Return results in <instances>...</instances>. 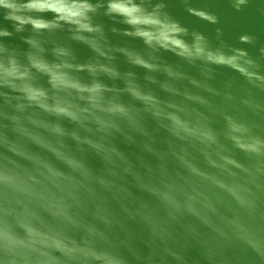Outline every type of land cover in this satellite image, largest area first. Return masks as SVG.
<instances>
[{
    "label": "water",
    "instance_id": "1",
    "mask_svg": "<svg viewBox=\"0 0 264 264\" xmlns=\"http://www.w3.org/2000/svg\"><path fill=\"white\" fill-rule=\"evenodd\" d=\"M136 2L148 11L163 5L162 13L188 30L189 43L199 33L213 49L242 50L239 62L249 75L153 53L140 39L123 36L127 26L103 7L94 17L103 32L84 34V43L67 30L35 34L28 27L17 34L0 9V29L13 31L0 41L21 59L28 49L22 38L34 36L48 53L71 49L73 64L91 69V75L73 73L85 82L99 75L93 65L107 66L105 72L117 67L120 79H100L114 86L109 98L127 110L103 134L35 107L16 111L15 100L0 99V176L8 178L0 181V220L27 221L74 242L75 258L61 256V264H105L86 257L90 252L117 264H264V0H245L238 9L236 0ZM122 47L142 53L153 67L133 66ZM39 82L48 88L46 77ZM132 88L146 98H134ZM14 117L41 142L19 131ZM35 123H61L67 134ZM73 132L98 148L73 139ZM237 140L256 150L240 148ZM0 264H6L3 253Z\"/></svg>",
    "mask_w": 264,
    "mask_h": 264
},
{
    "label": "clouds",
    "instance_id": "2",
    "mask_svg": "<svg viewBox=\"0 0 264 264\" xmlns=\"http://www.w3.org/2000/svg\"><path fill=\"white\" fill-rule=\"evenodd\" d=\"M244 3L245 0H236L235 6L238 9ZM102 7L104 15L119 17V22L127 26L121 33L123 36L140 39L145 48L153 53L166 51L190 64L199 61L230 68L242 76L249 75L239 62L246 55L242 50H233V54L229 55L219 48L213 49L207 38L199 33H192V42H187L184 37L189 35L188 30L162 13L163 5H156L152 11H148L136 0H106V3L101 0H0L4 20L11 22L15 33H23L28 27L35 34L67 30L73 40L81 43L85 42L84 34L103 32V26L94 23V17ZM189 11L212 24L218 22L214 15L193 9ZM48 14H51V19L46 18ZM13 31L0 29V37L10 38ZM112 31L116 33L119 30L113 28ZM22 40L28 45L27 51L23 52V59L17 49L0 41V99L6 103L15 100L16 111L23 112L35 107L54 118H63L84 131H91L90 126L94 125L96 131L103 134L115 128V118L127 115L122 102L109 98L108 94L114 90V86L100 79L102 76L113 81L120 79L121 73L117 67H111L105 72L103 68L107 66L93 65L92 68L99 75L85 82L73 73L88 71L91 75V69L73 64L74 54L71 49L57 47L48 53L34 36L23 37ZM241 40L247 42L249 38L245 36ZM119 52L135 67H153L135 49L122 47ZM48 55L54 59L49 60ZM247 63L251 64L252 61ZM40 76L47 78L48 88L40 84ZM129 92L136 99L146 98L135 88ZM13 119L19 131L41 142L38 134L28 133L18 118ZM35 124L58 136L67 134L61 123ZM233 131L243 129L233 125ZM72 137L78 142L98 148L88 137L81 139L76 132L72 133ZM237 144L242 149L256 150V144L245 145L239 140ZM63 158L73 169L81 168V164L74 158ZM0 181L7 182L8 178L0 176ZM4 215L7 217L9 213L6 211ZM77 251L74 242L57 233L44 231L30 222L17 221L13 224L7 219L0 220V253L4 254L6 264H61V256L74 259ZM85 256L95 260L105 259V264H117L115 260L95 253H85Z\"/></svg>",
    "mask_w": 264,
    "mask_h": 264
}]
</instances>
